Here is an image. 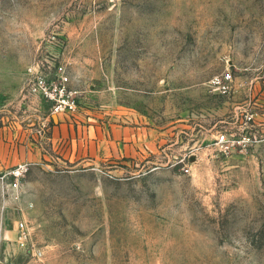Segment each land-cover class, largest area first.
<instances>
[{"label": "rangeland", "instance_id": "374dc122", "mask_svg": "<svg viewBox=\"0 0 264 264\" xmlns=\"http://www.w3.org/2000/svg\"><path fill=\"white\" fill-rule=\"evenodd\" d=\"M35 63L74 112L27 95ZM19 164L0 264H264V0H0V177Z\"/></svg>", "mask_w": 264, "mask_h": 264}, {"label": "built area", "instance_id": "2783aa9c", "mask_svg": "<svg viewBox=\"0 0 264 264\" xmlns=\"http://www.w3.org/2000/svg\"><path fill=\"white\" fill-rule=\"evenodd\" d=\"M26 74L29 78L26 93L28 96L43 100L49 104V116H62L72 113L77 108L76 96L78 92L69 87V78L62 66L55 68L54 77L48 78L45 76L38 63L30 65L26 68ZM231 76L228 73L215 76L211 80V85L215 87L220 93H227L230 88ZM41 129H39L40 131ZM219 142L225 143L227 140L225 136L219 137ZM249 141V140H247ZM245 140L238 142L244 143ZM28 164H19L8 174H3L0 181L4 184L6 190L15 191L18 189L19 177L28 170ZM11 178V181L9 180ZM6 181L9 183H6ZM27 227L24 222L18 223V244L21 247L30 249L32 255H38V251H33L29 248Z\"/></svg>", "mask_w": 264, "mask_h": 264}, {"label": "crops", "instance_id": "0c3cea01", "mask_svg": "<svg viewBox=\"0 0 264 264\" xmlns=\"http://www.w3.org/2000/svg\"><path fill=\"white\" fill-rule=\"evenodd\" d=\"M69 84H70V83H69ZM69 87H70V85H69ZM70 88H71V87H70ZM72 89H73V88H72ZM52 117L54 118V116H51V119H53ZM57 117L60 119L59 116H57ZM44 119H45V118H44ZM44 119H43V120H44ZM52 141H53V138H52Z\"/></svg>", "mask_w": 264, "mask_h": 264}]
</instances>
